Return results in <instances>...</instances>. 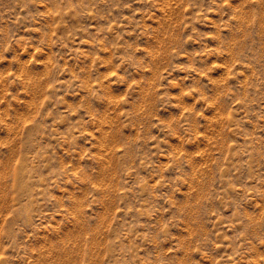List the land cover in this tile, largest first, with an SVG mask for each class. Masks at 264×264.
Returning a JSON list of instances; mask_svg holds the SVG:
<instances>
[{"label": "rangeland", "instance_id": "obj_1", "mask_svg": "<svg viewBox=\"0 0 264 264\" xmlns=\"http://www.w3.org/2000/svg\"><path fill=\"white\" fill-rule=\"evenodd\" d=\"M0 264H264V0H0Z\"/></svg>", "mask_w": 264, "mask_h": 264}]
</instances>
